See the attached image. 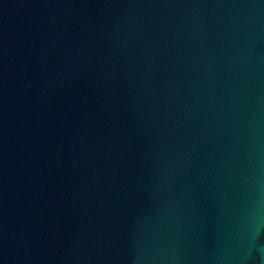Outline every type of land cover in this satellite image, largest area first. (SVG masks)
Listing matches in <instances>:
<instances>
[{
  "label": "water",
  "instance_id": "obj_1",
  "mask_svg": "<svg viewBox=\"0 0 264 264\" xmlns=\"http://www.w3.org/2000/svg\"><path fill=\"white\" fill-rule=\"evenodd\" d=\"M0 264H264V0H0Z\"/></svg>",
  "mask_w": 264,
  "mask_h": 264
}]
</instances>
